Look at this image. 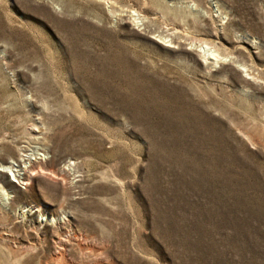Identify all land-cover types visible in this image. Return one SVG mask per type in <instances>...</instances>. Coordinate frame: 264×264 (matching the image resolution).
Instances as JSON below:
<instances>
[{
  "label": "rangeland",
  "instance_id": "1",
  "mask_svg": "<svg viewBox=\"0 0 264 264\" xmlns=\"http://www.w3.org/2000/svg\"><path fill=\"white\" fill-rule=\"evenodd\" d=\"M0 264H264V0H0Z\"/></svg>",
  "mask_w": 264,
  "mask_h": 264
},
{
  "label": "bare ground",
  "instance_id": "2",
  "mask_svg": "<svg viewBox=\"0 0 264 264\" xmlns=\"http://www.w3.org/2000/svg\"><path fill=\"white\" fill-rule=\"evenodd\" d=\"M217 51V50H216ZM208 58V57H207ZM217 58V57H216ZM213 59V58H211ZM214 60V59H213ZM250 74V73H248ZM34 163L35 162H29V165L27 166H24V167H20V169L18 171H22L21 173L18 174V182L22 181V184H31L33 179H34V175H36V173H42V171H44V167L43 168H40V170H37L36 172L34 171ZM39 163V162H38ZM43 163V162H42ZM44 164V163H43ZM46 164V163H45ZM39 165V164H38ZM42 165V164H41ZM42 167V166H41ZM4 169V167H3ZM47 170V169H46ZM51 171V170H50ZM50 171H47V172H50ZM46 172V171H45ZM46 172V173H47ZM52 172V171H51ZM50 172V174H51ZM46 173H45V176H46ZM21 174V176L19 177V175ZM43 175V174H41ZM48 175V174H47ZM17 176V175H16ZM40 176V175H39Z\"/></svg>",
  "mask_w": 264,
  "mask_h": 264
}]
</instances>
